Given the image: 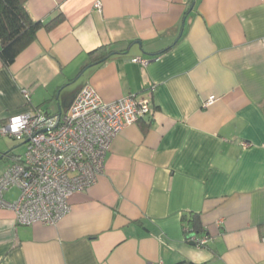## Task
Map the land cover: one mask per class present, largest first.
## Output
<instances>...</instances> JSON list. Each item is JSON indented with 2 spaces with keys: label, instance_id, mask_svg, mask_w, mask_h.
Listing matches in <instances>:
<instances>
[{
  "label": "crops",
  "instance_id": "1",
  "mask_svg": "<svg viewBox=\"0 0 264 264\" xmlns=\"http://www.w3.org/2000/svg\"><path fill=\"white\" fill-rule=\"evenodd\" d=\"M26 8L45 26L12 66L0 59V127L65 112L85 86L108 103L148 98L152 113L113 140L103 175L57 224L0 209V264H264V0ZM2 156L0 176L15 157L0 145Z\"/></svg>",
  "mask_w": 264,
  "mask_h": 264
},
{
  "label": "built area",
  "instance_id": "2",
  "mask_svg": "<svg viewBox=\"0 0 264 264\" xmlns=\"http://www.w3.org/2000/svg\"><path fill=\"white\" fill-rule=\"evenodd\" d=\"M96 8L101 9V3ZM133 62L149 63L142 58ZM22 94L30 103L31 90L23 89ZM215 102L212 96L203 107ZM151 113L148 98L108 103L96 89L85 86L65 112L35 110L12 116L0 127V135L21 141L26 152L0 176V209L14 211L20 225L57 224L71 211L72 196L92 187L103 175L113 140ZM11 189L20 191L13 202L5 197ZM196 241L199 246L208 243L207 238Z\"/></svg>",
  "mask_w": 264,
  "mask_h": 264
},
{
  "label": "trees",
  "instance_id": "3",
  "mask_svg": "<svg viewBox=\"0 0 264 264\" xmlns=\"http://www.w3.org/2000/svg\"><path fill=\"white\" fill-rule=\"evenodd\" d=\"M27 2L0 0V59L6 67L15 63L18 56L35 40L37 32L45 26L31 17L26 8ZM193 222L198 228L200 219L195 218Z\"/></svg>",
  "mask_w": 264,
  "mask_h": 264
},
{
  "label": "rangeland",
  "instance_id": "4",
  "mask_svg": "<svg viewBox=\"0 0 264 264\" xmlns=\"http://www.w3.org/2000/svg\"><path fill=\"white\" fill-rule=\"evenodd\" d=\"M0 145L2 146V148L8 147V148L12 149V153L15 156L13 161L11 159L7 160V161H9L8 164H10V163L12 164L16 160L17 157L21 158L22 156H24V154L26 152V146L23 145V143L21 141L13 139L11 137H2L0 135ZM6 158L3 159L2 161H0V164L2 165V167L5 164L4 161L6 162ZM7 167H6V169H7Z\"/></svg>",
  "mask_w": 264,
  "mask_h": 264
},
{
  "label": "water",
  "instance_id": "5",
  "mask_svg": "<svg viewBox=\"0 0 264 264\" xmlns=\"http://www.w3.org/2000/svg\"><path fill=\"white\" fill-rule=\"evenodd\" d=\"M73 100L72 99H70V102H72ZM66 106H67V104H65ZM3 156L2 157H0V161H2L3 160Z\"/></svg>",
  "mask_w": 264,
  "mask_h": 264
}]
</instances>
